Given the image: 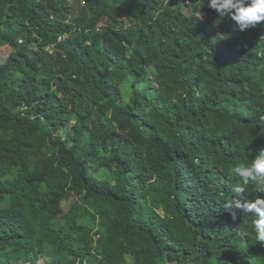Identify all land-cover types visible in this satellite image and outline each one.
I'll list each match as a JSON object with an SVG mask.
<instances>
[{
  "label": "trees",
  "instance_id": "obj_1",
  "mask_svg": "<svg viewBox=\"0 0 264 264\" xmlns=\"http://www.w3.org/2000/svg\"><path fill=\"white\" fill-rule=\"evenodd\" d=\"M200 11L0 0V264H264L254 217L224 208L264 198L233 172L264 149V28Z\"/></svg>",
  "mask_w": 264,
  "mask_h": 264
},
{
  "label": "clouds",
  "instance_id": "obj_2",
  "mask_svg": "<svg viewBox=\"0 0 264 264\" xmlns=\"http://www.w3.org/2000/svg\"><path fill=\"white\" fill-rule=\"evenodd\" d=\"M169 0H166L168 2ZM182 4L184 14H191L196 5V15L200 16V7H204L208 16L213 12L214 17L219 22L223 19L231 23L233 30L246 32L255 29L257 26L264 28V0H177ZM151 7V6H150ZM166 8V7H165ZM163 12V10H162ZM159 13V12H158ZM217 33L219 40H226L227 35L222 30ZM233 172L239 176L244 185L253 184L256 192L264 193V149H262L249 163H239L234 166ZM234 191L237 196L245 192L241 186H237ZM224 208L230 210L231 219H237L236 209L243 213H251L254 217L252 226L255 232V240L264 246V198L256 196L250 202L241 203L237 198L229 199ZM242 238L246 236L244 231L237 233ZM127 259V258H126Z\"/></svg>",
  "mask_w": 264,
  "mask_h": 264
},
{
  "label": "rangeland",
  "instance_id": "obj_3",
  "mask_svg": "<svg viewBox=\"0 0 264 264\" xmlns=\"http://www.w3.org/2000/svg\"><path fill=\"white\" fill-rule=\"evenodd\" d=\"M11 48L9 46L0 47V61H4L9 55ZM173 68V64L170 62L168 56H162L155 62V83H160L170 74ZM145 156L143 159L137 161L133 167V175L138 177L139 175H150L153 180L148 184L151 188L158 175V156L155 154L150 146H144ZM117 189V186H114ZM86 215L93 214L98 221L108 219L111 214V209L103 203L97 201H91L86 204V208L83 211ZM95 259L90 258L86 264H92Z\"/></svg>",
  "mask_w": 264,
  "mask_h": 264
}]
</instances>
